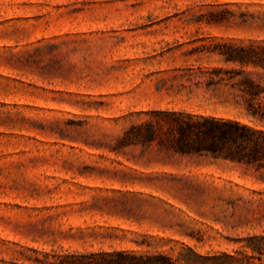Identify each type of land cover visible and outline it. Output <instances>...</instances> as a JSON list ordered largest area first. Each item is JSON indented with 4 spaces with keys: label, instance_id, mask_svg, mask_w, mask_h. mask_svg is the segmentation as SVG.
<instances>
[{
    "label": "rangeland",
    "instance_id": "1",
    "mask_svg": "<svg viewBox=\"0 0 264 264\" xmlns=\"http://www.w3.org/2000/svg\"><path fill=\"white\" fill-rule=\"evenodd\" d=\"M251 45L264 0H0V264L264 235V164L121 143L153 110L264 131L237 85L264 103V68L222 54Z\"/></svg>",
    "mask_w": 264,
    "mask_h": 264
},
{
    "label": "trees",
    "instance_id": "2",
    "mask_svg": "<svg viewBox=\"0 0 264 264\" xmlns=\"http://www.w3.org/2000/svg\"><path fill=\"white\" fill-rule=\"evenodd\" d=\"M231 46L223 52L226 62L264 68V45ZM220 75L221 71H215ZM224 80H219V82ZM245 101L247 113L264 120V103L258 101L262 88L245 78L237 83ZM121 143L142 147L143 152L196 158H223L247 166L264 164V131L239 121L195 116L185 111L153 110L149 118L132 124ZM233 251L202 252L197 246L182 244L167 252H137L132 250L46 254L44 264H264V235L249 236Z\"/></svg>",
    "mask_w": 264,
    "mask_h": 264
}]
</instances>
